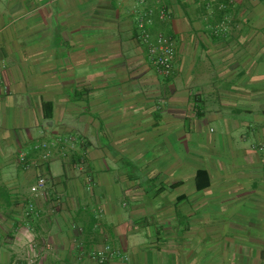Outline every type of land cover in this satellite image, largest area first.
<instances>
[{"label":"crops","instance_id":"0c3cea01","mask_svg":"<svg viewBox=\"0 0 264 264\" xmlns=\"http://www.w3.org/2000/svg\"><path fill=\"white\" fill-rule=\"evenodd\" d=\"M140 21L174 40L169 76ZM104 246L106 264H264V0H0V264Z\"/></svg>","mask_w":264,"mask_h":264},{"label":"built area","instance_id":"2783aa9c","mask_svg":"<svg viewBox=\"0 0 264 264\" xmlns=\"http://www.w3.org/2000/svg\"><path fill=\"white\" fill-rule=\"evenodd\" d=\"M138 27L142 31V40L147 45V57L149 61L154 65L159 74L169 76L172 72L175 52L174 40L160 32L152 36L145 31L142 21L138 22ZM30 192L35 196H43L46 193L45 179L38 177L36 182L30 187ZM24 216L27 219L38 216L37 208L33 203H28ZM91 251V257L97 261V264H106V261L113 256L109 246H104L102 250L96 251L92 249Z\"/></svg>","mask_w":264,"mask_h":264},{"label":"rangeland","instance_id":"374dc122","mask_svg":"<svg viewBox=\"0 0 264 264\" xmlns=\"http://www.w3.org/2000/svg\"><path fill=\"white\" fill-rule=\"evenodd\" d=\"M206 127H207L206 129H208V130L211 129V131H213V132L217 131V127H216L215 124H213V121H208L207 124H206ZM213 132H211V134ZM205 153L206 154L210 153V151L207 152V150H206ZM148 196L150 197V195H148ZM227 217H229V216L225 215V214H222L221 216H216V218H222V219H226ZM175 218H176V221L173 220L171 222L172 223L171 225H173V226H188V225L189 226L190 225L196 226L195 224H193V222L191 223L189 221V219L187 217H185V216L177 215ZM228 221H229V223L230 222H234L235 223L234 220H228ZM245 224H246V222H245ZM245 224H244V222L242 223V222L239 221V223L236 226H246ZM155 225L156 226H166L168 224H166V223L163 224V221H161V222L158 221L157 224H155ZM224 226H225V224H224ZM179 233H182L181 230L176 231V234L179 235ZM190 234H191L190 240H192L190 249H193L194 251H197V249H199V247H196V248L192 247V246L195 245V241L201 242V241H203V239L206 240V241H211V239H208L206 237L202 239V237H204L203 235H205V233L203 231L199 230V229L193 230L192 232H190ZM234 235H236V237H239L238 238L239 241H240V237H244V234L240 233V230H238L237 232H232L231 230H228L227 232L224 233V235H223V233H221V237L220 238L213 239L214 242H211V243L213 244L212 251L215 253V256H216L217 250L220 251V252H222L223 248H224V250H226V247L231 244V241L228 240V239L231 238V236L233 237ZM183 239H184V236H183ZM176 241H180V240H178L176 238L175 242ZM203 251H204L203 253H205V254H207V252H209V251L205 250V247H204ZM196 254H198V253H196ZM220 257H221V255H220ZM194 263L195 264H201V263H197V262H194ZM194 263H192V264H194ZM156 264H162V263H156ZM203 264H205V263H203Z\"/></svg>","mask_w":264,"mask_h":264},{"label":"trees","instance_id":"16d2710c","mask_svg":"<svg viewBox=\"0 0 264 264\" xmlns=\"http://www.w3.org/2000/svg\"><path fill=\"white\" fill-rule=\"evenodd\" d=\"M194 182H195V187L198 190H201V189L207 187L209 184L207 172L205 170H198L195 173Z\"/></svg>","mask_w":264,"mask_h":264}]
</instances>
